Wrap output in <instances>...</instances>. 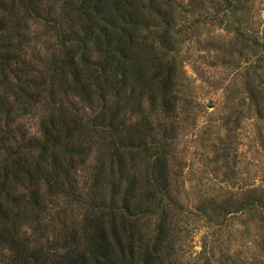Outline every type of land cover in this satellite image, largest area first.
Segmentation results:
<instances>
[{"label":"trees","instance_id":"1","mask_svg":"<svg viewBox=\"0 0 264 264\" xmlns=\"http://www.w3.org/2000/svg\"><path fill=\"white\" fill-rule=\"evenodd\" d=\"M246 1L0 0V264H173L172 55L207 5L211 22L243 32ZM248 90L263 115L262 91ZM51 202L81 211L53 238ZM211 205L264 214V192Z\"/></svg>","mask_w":264,"mask_h":264},{"label":"rangeland","instance_id":"2","mask_svg":"<svg viewBox=\"0 0 264 264\" xmlns=\"http://www.w3.org/2000/svg\"><path fill=\"white\" fill-rule=\"evenodd\" d=\"M246 3L243 32L211 22L215 10L207 5L189 17L197 25L178 36L172 53L179 71V101L169 121L177 130L171 198L179 207L169 217L173 264H264L263 212L219 216L211 205L254 189L264 192V112L251 106L248 90L258 88L264 97V0ZM229 17L237 26V17ZM31 32L45 31L35 24ZM22 124L37 132V119ZM48 208L44 224L53 229L51 238L62 219L72 223L81 215L78 208L65 213L61 203ZM206 209L207 215L199 211Z\"/></svg>","mask_w":264,"mask_h":264}]
</instances>
